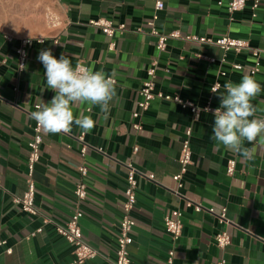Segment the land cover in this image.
<instances>
[{
	"label": "crops",
	"instance_id": "1",
	"mask_svg": "<svg viewBox=\"0 0 264 264\" xmlns=\"http://www.w3.org/2000/svg\"><path fill=\"white\" fill-rule=\"evenodd\" d=\"M162 1L165 9L156 22L159 32L180 35L168 41L164 52L158 51V39L148 26L156 14L153 0H0V185L4 189L0 242H6L0 247V264H70L74 247L56 227H66L77 209L83 214V239L97 251L86 264L115 261L130 164L139 173L129 246L133 264H215L221 258L227 264H264V137L254 144L244 142L245 147L255 148L254 158L245 160L212 139L213 114L193 115L179 104L155 99L147 112L133 118L152 68L157 92L179 95L200 108L208 104L215 84L221 86L219 94L226 82L238 83L243 75H250L255 59L249 52L225 55L215 42L229 36L264 51V0L256 12L250 2L234 15L227 11L230 0ZM98 19L125 26L114 39V50H110L112 41L89 25ZM22 40L29 41L28 62L19 73L16 51ZM48 48L57 58L64 53L73 66L85 64L112 76L117 95L107 115L88 103L73 107L74 116L83 112L95 120L87 134L75 125L69 134L42 130L41 160L34 174L39 215L30 216L13 203V197L27 189L29 143L37 126L30 113L41 99L48 102L55 94L45 89V70L37 60L39 52ZM260 62L261 71L254 78L262 91L252 103L259 110L256 115L264 117V58ZM235 64L243 70H234ZM217 94L214 108L220 104ZM189 129L192 164L179 189L178 160ZM231 159L237 162L233 176L227 173ZM82 165L89 169L88 198L78 206L74 193ZM186 201L216 212L226 208L232 222L225 227L231 246L221 251L215 244L223 228L217 218L196 213ZM45 219L51 223L44 225ZM166 219L181 220L183 233L177 241L166 232ZM41 228L43 232L32 237Z\"/></svg>",
	"mask_w": 264,
	"mask_h": 264
},
{
	"label": "built area",
	"instance_id": "2",
	"mask_svg": "<svg viewBox=\"0 0 264 264\" xmlns=\"http://www.w3.org/2000/svg\"><path fill=\"white\" fill-rule=\"evenodd\" d=\"M155 3L156 14L154 15L151 22L148 23V26L151 28V34L157 37V49L160 52H164L167 49L168 41L170 39L180 38L179 33H171L169 35H164L159 32L156 22L158 20V13L165 9V4L162 0H153ZM251 2L252 10L256 12L261 4L260 0H230L227 5V11L230 15L242 12L248 3ZM219 5H223L222 2H219ZM256 14H254V17ZM91 27L99 29L105 36H107L111 41L110 50L115 49L114 39L119 34L125 30V26H115L114 23L107 19H98L91 21L89 24ZM188 41H195L199 43H214L212 40L206 38H196V37H187ZM29 45L28 40H22L20 47L17 49L16 54L18 58V72L23 73L26 70L28 62L27 48ZM215 45L220 47L225 55L235 54L240 55L244 52H249L255 59V64L250 68L249 73L251 76H256L260 73L261 69V59L264 58V51L252 49L249 42L240 39H233L229 36H222L215 42ZM205 58V57H202ZM208 59V58H205ZM211 62L212 59H208ZM226 59L223 60L225 62ZM25 67H24V66ZM82 67L88 69L85 64H79ZM24 67V68H23ZM23 68V69H22ZM243 66L239 64L233 65V69L236 71H242ZM223 76L226 73L222 74ZM149 80L146 81L143 85V88L140 91L141 101L138 103V110L133 114L134 119H138L142 113L147 112L150 108L152 101L155 99H160L167 102H174L179 104L184 109L190 110L193 115H197L201 112L213 114L212 111H205L204 109L214 110L213 100L216 95L213 93V89L217 90V93L221 89V86L217 83L211 88V98L208 104L200 108L191 101L182 99L179 95L170 96L164 95L161 92L156 91V70L152 68L148 71ZM134 128L139 130L140 125L135 124ZM35 135L33 140L29 143V157L27 163V176L26 183L27 189L25 193L20 197H13V203L18 206L21 211L30 216H38L39 211L36 206V193L37 186L35 181V170L36 166L41 160V147L43 144L42 129L38 126L35 128ZM191 137L192 131L189 129L186 132V137L182 143V149L179 157L180 173L177 175L178 187L182 189L184 176L188 172V168L192 164V147H191ZM88 152V147L86 145L81 149V154L85 156ZM135 153L138 152V148L134 150ZM237 162L235 159L228 161L227 173L229 176H233L236 170ZM78 172L80 174V181L78 182L75 189V198L77 205H82L88 198V185L87 178L89 174V169L87 166L82 165L79 167ZM127 186L124 193L125 201L122 206V215L118 225V236H117V249H116V259L111 264H133L129 246L131 244V234L133 230V212L137 204V197L139 191V181L138 171L133 167V165H128V174H127ZM4 189L0 185V193H3ZM187 207L192 208L196 213L207 212L213 217L217 218L219 224L223 227L222 230L215 237V244L221 250L225 251L232 244L231 235L227 232L225 227H228L232 222L228 219V210L223 208L221 211L216 212L214 209H205L200 204H195L191 201H186ZM83 217L81 209H77L70 219L66 227H56V232L59 236L65 239V241L74 247V259L70 264H86L88 261L96 257L97 251L88 245L83 239L82 227H81V218ZM51 221L48 219L44 220V225L50 224ZM166 232L177 241L183 233V224L181 220H172L166 219L164 221ZM43 228L39 229L36 233L32 235L35 237L37 234L42 233ZM6 245L5 241L0 242V247ZM8 255L13 253L12 249L6 251ZM174 252L170 253L169 262L172 263ZM215 264H227L224 258L219 259Z\"/></svg>",
	"mask_w": 264,
	"mask_h": 264
},
{
	"label": "clouds",
	"instance_id": "3",
	"mask_svg": "<svg viewBox=\"0 0 264 264\" xmlns=\"http://www.w3.org/2000/svg\"><path fill=\"white\" fill-rule=\"evenodd\" d=\"M37 60L45 70V89L55 93L48 102L41 99L31 111L30 116L37 126L48 134H69L73 125L85 134L91 132L95 120L83 112L74 116L73 107L88 103L98 106L107 115L117 95L115 79L103 70L93 71L79 64L73 66L68 56L61 53L57 58L50 48L42 49ZM223 87L225 91L219 94L215 88L212 91L218 96L219 107L204 109L212 111L214 116L212 139L243 159L251 160L255 148L245 147L244 142L254 144L259 137H264V117L256 115L259 110L252 103L261 93L262 85L245 74L240 82L228 81Z\"/></svg>",
	"mask_w": 264,
	"mask_h": 264
}]
</instances>
